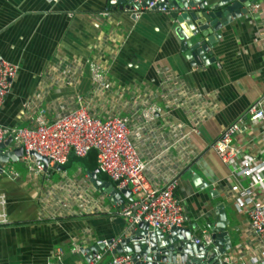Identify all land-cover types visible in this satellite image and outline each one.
Masks as SVG:
<instances>
[{
    "label": "crops",
    "instance_id": "obj_1",
    "mask_svg": "<svg viewBox=\"0 0 264 264\" xmlns=\"http://www.w3.org/2000/svg\"><path fill=\"white\" fill-rule=\"evenodd\" d=\"M107 1L0 0V54L19 65L11 92L0 105V123L29 124L25 118L21 120L29 114L24 104L41 91L42 83L47 84L43 104L79 93L93 95L88 98L91 107L100 113L116 108L113 111L130 118L131 136L146 163L147 179L160 186L177 174L175 195L186 210L184 227L195 224L192 233L198 235L202 228H208L207 222L218 221L214 209L223 204L230 220L225 230L231 248L226 253L234 262L249 264L259 253L258 241L249 228V206L242 204V211L236 209L238 195L225 180L230 168L211 144L227 126L242 118L246 127L235 133L234 143L246 155L264 157L262 124L251 122L248 113L250 105L264 96V0H256L247 14L241 12L236 0H200L205 12L228 8L239 16L218 30L213 45L196 60L186 57L184 37L177 33L178 23L170 13L148 10L134 18L125 10L126 4L107 14ZM254 5L257 9H252ZM192 10L201 11L196 6ZM199 40H206V36L199 33L192 39ZM92 60L104 67L105 86L122 89L120 100L97 101L89 77ZM65 67L71 69L74 85L56 89L54 76L48 83L41 82L50 71L56 74ZM152 102L162 111L153 122L143 123L136 110ZM91 152L95 162V151ZM72 165L76 168L71 174L67 172L69 176L77 175L79 169L95 172L103 183L111 182L95 163L89 169L82 162ZM9 166L19 175L13 179L0 174L9 221L0 226V264H86L89 254L73 253V242L85 249L96 239L127 236L126 221L113 213L129 199L128 194H112L102 183L97 192L104 196L107 212L64 220L48 218L40 209L45 183L27 175L25 168ZM232 181L243 187L249 184L242 177ZM58 247L63 249L60 263L54 256ZM110 255L106 253L101 264Z\"/></svg>",
    "mask_w": 264,
    "mask_h": 264
},
{
    "label": "built area",
    "instance_id": "obj_2",
    "mask_svg": "<svg viewBox=\"0 0 264 264\" xmlns=\"http://www.w3.org/2000/svg\"><path fill=\"white\" fill-rule=\"evenodd\" d=\"M57 1V0H54ZM118 0L107 1L109 14L118 8ZM190 6L189 10L194 9ZM174 7L167 6V0H131L126 11L134 18L144 11L155 10L169 14ZM252 9H257L256 5ZM70 59V58H65ZM78 61L79 59H72ZM94 60L89 63V77L92 84V93L101 103L105 98L112 101L120 100L123 96L120 87L110 88L104 85V67ZM69 68L58 69L41 77L48 83V78L54 76V87L62 88L74 85ZM19 71V65L2 57L0 54V105L4 103ZM72 75V76H71ZM42 83L41 91L30 97L24 107L29 111L22 116L27 125H6L0 123V154L22 148L18 157L26 170L27 175L41 179L46 190L40 192L42 201L40 209L49 217L60 218L78 216L84 213L97 214L107 212L103 206V195L97 190L102 184L95 187L91 181V172H81L69 176L64 169L70 154L78 158L86 157L95 151L97 169L105 174L115 184L116 191L128 190L129 199L124 201L117 213L127 223L126 237H130L138 230L139 224L146 223L148 231L158 230L168 234L173 227L182 228L186 222V210L182 202L175 195L178 186V177L174 173L165 182L157 186L151 183L146 175V163L141 158L138 148L131 136L130 118L112 111L100 113L93 109L88 98L79 93L63 95L59 101L43 104L46 89ZM52 85V84H51ZM53 86V85H52ZM109 110V109H107ZM162 109L156 102L148 103L137 109L136 112L143 123L153 122ZM250 121L259 122L264 130V96L251 104L248 108ZM244 119L239 118L212 142L211 148L221 161L230 168V175L225 179L227 186L238 195V202L234 205L242 211V204L248 205L247 215L251 233L256 237L259 246L258 255H253L249 264H264V157L246 155L234 143V135L245 129ZM39 155L46 159V165L36 158ZM16 161H0V174L5 172V166ZM55 165L63 166L57 169ZM7 174L13 179L18 173L9 166ZM55 175L58 176L55 179ZM246 178L249 184L243 187L233 179ZM119 192V193H120ZM256 193V194H255ZM255 195H258L256 197ZM104 197V196H103ZM59 199L57 203L53 200ZM112 215V214H111ZM57 217V218H58ZM7 198L0 192V226L7 225ZM185 228V227H184ZM145 234V232H144ZM122 238L96 239L94 244L103 248L92 254L86 264H101L106 253L110 258L103 264H133V258L126 252L113 253L120 245ZM194 244L210 246L213 242L211 228H202L191 240ZM82 247L72 243L73 253H81ZM84 250V249H83ZM63 249L58 247L54 256L60 262ZM222 264H246V261L234 262L227 253L221 257ZM142 261H146L142 258Z\"/></svg>",
    "mask_w": 264,
    "mask_h": 264
},
{
    "label": "water",
    "instance_id": "obj_3",
    "mask_svg": "<svg viewBox=\"0 0 264 264\" xmlns=\"http://www.w3.org/2000/svg\"><path fill=\"white\" fill-rule=\"evenodd\" d=\"M255 2L256 0H236V5L242 8L241 12L243 14H247L249 7ZM130 3L131 0H118L120 9ZM195 4L201 11L189 10L190 6ZM217 5L220 6V3ZM167 6L175 8L170 12V15L178 23L176 27L177 33L179 32L184 37L182 39V49H185L186 57L194 60H196L198 54H200L198 56L202 57L201 55L205 49L213 45L215 39L218 38V30L229 23L230 18L239 16L236 15L235 9L228 10V8L225 11L224 9L219 11H215L214 9L205 12L204 3L200 0H167ZM209 6L212 7L211 5ZM214 7L216 6H213L212 9ZM199 33L206 36V40L193 42L192 39L197 37ZM3 147L4 145L1 144L0 148L2 149ZM21 154L22 148L8 151L0 154V161H17ZM35 156L46 165L47 161L45 158L36 154ZM55 167L63 169V166L60 165H55ZM90 176L91 181L94 180L96 188L97 184L103 183L100 179L96 178L95 172H91ZM103 185L109 186L110 188L108 189H111L110 192L112 194L117 192L112 187L111 182L103 183ZM99 189L101 190V187ZM120 193L127 195L129 191L123 190ZM214 211H216L218 221L212 224L208 222L205 224L212 231L213 242L210 246L196 245L191 242L195 235L192 233L195 224L188 228L173 227L169 230L168 234H163L158 230L148 231L147 224L142 223L139 224L138 230L132 236L121 239L120 245L117 246L113 253L124 251L130 254L134 261L133 264H222L220 257L231 248L228 231L225 230L229 224V220L226 218L223 204H216ZM223 241H226V243H221ZM102 248V246L94 244L85 248V251L81 249L80 252L82 254L85 252L89 254V258L85 255V259L88 261L93 253ZM142 258H145L146 261H142Z\"/></svg>",
    "mask_w": 264,
    "mask_h": 264
},
{
    "label": "trees",
    "instance_id": "obj_4",
    "mask_svg": "<svg viewBox=\"0 0 264 264\" xmlns=\"http://www.w3.org/2000/svg\"><path fill=\"white\" fill-rule=\"evenodd\" d=\"M73 154H71V156L68 158V161L66 162L67 164L65 165V167L66 166H71L72 164H76V163H78V162H82L85 166H86V168L87 169H89V168H91V167H93V165H94V154L92 153V152H90L86 157H84V158H79V159H77V158H75V156L73 157L72 156ZM92 155V156H91ZM94 162V163H93ZM93 163V164H92ZM95 171H98V170H95ZM93 214H95V213H93ZM92 214V215H93ZM86 215H90V213H88V214H81V215H78V216H72V217H65V218H60L61 220L63 219H68V218H77V217H86Z\"/></svg>",
    "mask_w": 264,
    "mask_h": 264
},
{
    "label": "rangeland",
    "instance_id": "obj_5",
    "mask_svg": "<svg viewBox=\"0 0 264 264\" xmlns=\"http://www.w3.org/2000/svg\"><path fill=\"white\" fill-rule=\"evenodd\" d=\"M12 164H14V166L17 168V169H20V170H24L23 168H24V166H23V163H22V161L21 160H18V161H16V163H12ZM66 168L68 169L67 170V172H69V174H71L72 172H73V170L76 168V167H74V165H71V166H66ZM9 171V168H8V165H6L5 166V172L4 173H2V175H4V176H8V174H7V172ZM39 203V202H38ZM230 209H231V207H230V204L228 203V201H226V210L228 211V213L230 212ZM93 215H95V214H93ZM77 216V215H76ZM58 217V216H57ZM56 217V218H57ZM55 218V219H56ZM60 218H62V217H60ZM229 220V219H228ZM230 221V220H229ZM229 233H230V235L231 236H233L234 235V231L232 230V229H229Z\"/></svg>",
    "mask_w": 264,
    "mask_h": 264
}]
</instances>
